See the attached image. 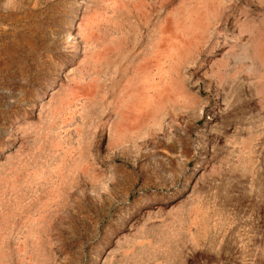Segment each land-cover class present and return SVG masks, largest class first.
Segmentation results:
<instances>
[{"label":"rangeland","instance_id":"obj_1","mask_svg":"<svg viewBox=\"0 0 264 264\" xmlns=\"http://www.w3.org/2000/svg\"><path fill=\"white\" fill-rule=\"evenodd\" d=\"M0 264H264V0H0Z\"/></svg>","mask_w":264,"mask_h":264}]
</instances>
